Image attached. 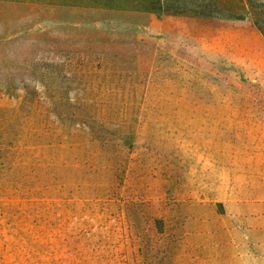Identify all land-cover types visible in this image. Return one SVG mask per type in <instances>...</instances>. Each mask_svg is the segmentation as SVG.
Masks as SVG:
<instances>
[{"label":"rangeland","instance_id":"1","mask_svg":"<svg viewBox=\"0 0 264 264\" xmlns=\"http://www.w3.org/2000/svg\"><path fill=\"white\" fill-rule=\"evenodd\" d=\"M78 4L0 0V37L90 21L75 65L66 51L50 74L62 102L41 114L24 102L29 46L25 64L20 42L0 51V78L15 82L0 91V264H192L201 204L264 193V35L250 17L92 21ZM47 119L60 139L29 141Z\"/></svg>","mask_w":264,"mask_h":264},{"label":"trees","instance_id":"2","mask_svg":"<svg viewBox=\"0 0 264 264\" xmlns=\"http://www.w3.org/2000/svg\"><path fill=\"white\" fill-rule=\"evenodd\" d=\"M78 7L90 10L93 20L101 21L107 16L112 18L136 17L147 13H171V14H189L197 17L217 18L224 20H245L248 17L254 19V24L264 35V0H76ZM89 19L82 20H61L57 27L59 30L44 29L33 31V28H25L20 32L4 34L0 37V51L5 48L13 47L15 44H22L16 47L13 54L18 57V62L25 64L22 56L19 55L18 49L29 46L27 65L33 74V79L26 86L27 95L24 102L35 113H43V108L46 100L53 103L62 102L60 97H55L54 93L58 91L57 77L50 74H58L60 72V59L66 51L71 52L70 66H74L75 53L73 48L76 47L77 41L75 36L87 32ZM20 33V34H19ZM26 42L29 44H26ZM108 43V42H106ZM102 44L98 46L103 48ZM70 49V50H67ZM12 53V51H11ZM73 53V54H72ZM1 54V53H0ZM5 56V53H2ZM75 55V56H74ZM6 57V56H5ZM53 60L54 63L46 64L45 60ZM43 65V67H42ZM18 69V68H16ZM22 70V68H21ZM10 75V72H8ZM22 75V73L20 74ZM30 79V78H29ZM15 82L12 77L9 80H1L0 91L10 90L14 87ZM45 96H44V95ZM58 115V114H57ZM21 116V115H20ZM49 119L40 121L36 130L28 139L31 142L43 144L48 138H54L57 134V139H60L57 128H52L48 125ZM20 129L18 131V140L21 141L25 137L26 131Z\"/></svg>","mask_w":264,"mask_h":264},{"label":"crops","instance_id":"3","mask_svg":"<svg viewBox=\"0 0 264 264\" xmlns=\"http://www.w3.org/2000/svg\"><path fill=\"white\" fill-rule=\"evenodd\" d=\"M230 190L221 204L189 216L186 241L192 264H264V193L244 186Z\"/></svg>","mask_w":264,"mask_h":264}]
</instances>
